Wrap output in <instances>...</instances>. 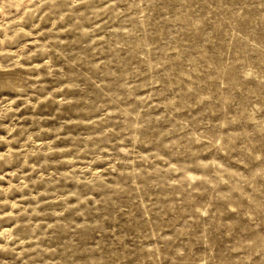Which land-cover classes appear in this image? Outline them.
<instances>
[{"label": "rangeland", "instance_id": "374dc122", "mask_svg": "<svg viewBox=\"0 0 264 264\" xmlns=\"http://www.w3.org/2000/svg\"><path fill=\"white\" fill-rule=\"evenodd\" d=\"M0 264H264V0H0Z\"/></svg>", "mask_w": 264, "mask_h": 264}]
</instances>
